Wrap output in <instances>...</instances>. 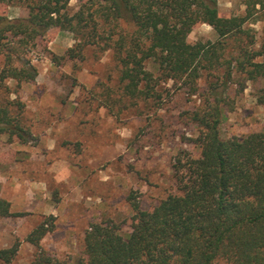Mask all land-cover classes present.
I'll return each mask as SVG.
<instances>
[{
	"label": "rangeland",
	"instance_id": "obj_1",
	"mask_svg": "<svg viewBox=\"0 0 264 264\" xmlns=\"http://www.w3.org/2000/svg\"><path fill=\"white\" fill-rule=\"evenodd\" d=\"M246 1L218 0L219 14L245 16ZM81 3L70 0V13ZM259 7L252 8L245 31L222 38L220 63L205 62L209 66L193 86L159 79L155 96L147 100L124 95L122 66L113 49L87 44L80 57L71 58L69 49L79 39L69 30L54 27L31 48H22L19 62L31 61L36 78L20 86L15 80L0 84V100L24 103L21 124L31 132L26 142L0 136V198L21 213L0 220V249L18 244L9 264H86V233L93 223L110 222L122 234L131 232L132 192L143 209L180 193L177 160L201 154L197 111L220 105L223 138L264 131V104L258 100L263 83L239 67L244 49H260L264 39ZM0 14L25 18L29 10L0 3ZM120 28L130 29L123 22ZM189 38L220 39L208 23L195 26ZM4 65L2 53L0 71ZM50 215L54 229L38 247L28 242L27 235Z\"/></svg>",
	"mask_w": 264,
	"mask_h": 264
},
{
	"label": "trees",
	"instance_id": "obj_2",
	"mask_svg": "<svg viewBox=\"0 0 264 264\" xmlns=\"http://www.w3.org/2000/svg\"><path fill=\"white\" fill-rule=\"evenodd\" d=\"M81 1L70 13V0H0L29 10L25 18L0 14V54L5 55L0 84L15 80L20 86L34 80L37 69L31 61L19 62L21 50L60 27L79 39L69 49L71 58L80 57L87 44L113 49L122 66L124 95L147 100L155 96L159 79L184 80L193 86L203 68L220 63L222 38L245 31L252 8L264 9V0H247L245 16L224 17L218 0ZM122 22L128 31L120 28ZM200 23L211 25L220 39L191 41L189 35ZM239 67L247 78L262 81L258 100L264 104V39L260 49H244ZM23 108L19 100H0V136L31 139L21 124ZM224 116L219 104L194 114L201 128L196 139L201 154L177 160L180 193L143 209L132 192L131 232L122 234L110 222L93 223L86 233V264H264V131L223 138ZM18 214L9 200L0 198V220ZM54 218L43 220L26 240L38 247L54 229ZM17 252L18 244L0 249V261L9 264Z\"/></svg>",
	"mask_w": 264,
	"mask_h": 264
}]
</instances>
